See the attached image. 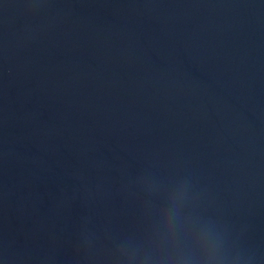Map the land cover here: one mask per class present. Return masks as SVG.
<instances>
[{
    "label": "water",
    "instance_id": "95a60500",
    "mask_svg": "<svg viewBox=\"0 0 264 264\" xmlns=\"http://www.w3.org/2000/svg\"><path fill=\"white\" fill-rule=\"evenodd\" d=\"M0 264H264V0H0Z\"/></svg>",
    "mask_w": 264,
    "mask_h": 264
}]
</instances>
